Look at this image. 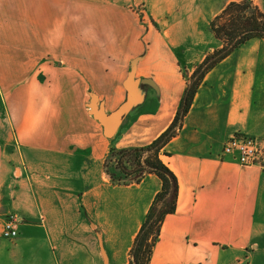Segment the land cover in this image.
I'll use <instances>...</instances> for the list:
<instances>
[{
  "label": "crops",
  "instance_id": "crops-1",
  "mask_svg": "<svg viewBox=\"0 0 264 264\" xmlns=\"http://www.w3.org/2000/svg\"><path fill=\"white\" fill-rule=\"evenodd\" d=\"M216 1L208 23L232 0ZM102 2L93 27L79 10L93 3L0 0V264H104V255L107 264H129L160 187L155 174L113 184L103 162L111 146L148 144L173 120L186 77L169 40L199 34L197 1L177 0L179 20L161 25L144 52L122 16L109 13L120 7ZM252 2L264 11V0ZM219 46L185 64L188 73ZM142 53L136 75L159 93L147 86L108 138L88 113L89 91L114 110L125 99L127 63ZM231 134L264 136V38L248 39L205 73L159 154L178 191L149 264H264V167L222 153ZM12 212L21 220L9 239L1 228Z\"/></svg>",
  "mask_w": 264,
  "mask_h": 264
},
{
  "label": "trees",
  "instance_id": "trees-1",
  "mask_svg": "<svg viewBox=\"0 0 264 264\" xmlns=\"http://www.w3.org/2000/svg\"><path fill=\"white\" fill-rule=\"evenodd\" d=\"M208 29L221 44L207 52L188 76L183 74L186 85L171 123L148 144L111 146L104 159L103 169L113 184L138 183L147 174H155L160 180L129 249V264H149L161 224L176 208L177 178L159 154L166 153L163 148L180 128L205 73L248 39L264 38V11L252 0H232L210 19Z\"/></svg>",
  "mask_w": 264,
  "mask_h": 264
},
{
  "label": "rangeland",
  "instance_id": "rangeland-1",
  "mask_svg": "<svg viewBox=\"0 0 264 264\" xmlns=\"http://www.w3.org/2000/svg\"><path fill=\"white\" fill-rule=\"evenodd\" d=\"M87 3H93L92 6L86 8H79L80 11H84L86 16H89L93 27L100 26L102 17L104 15V8L102 1H110L115 3L114 10H109V13L115 15H121L122 21L126 23L127 38L130 34H136L140 40V51L148 47L152 40L153 33L161 31V25L165 26L166 22L174 24L179 20V6L177 0H82ZM198 6V15L194 12L193 16L197 18L196 28L199 29V34H195L192 37L170 39V48L177 56V60L181 65V71L188 76V70L184 66L189 61L196 62L201 54L208 50L215 44H221L220 40L212 36L208 30V22L205 18H210L208 13L211 12V8L216 5L215 1L195 0ZM199 1V2H198ZM90 5V4H88ZM261 10V9H260ZM263 11V10H261ZM173 24V25H174ZM136 36V38H137ZM215 39V40H214ZM217 48V47H216ZM200 62V61H199ZM197 62V63H199ZM196 63V64H197ZM195 64V65H196ZM194 65V66H195ZM129 70V62L127 63V70Z\"/></svg>",
  "mask_w": 264,
  "mask_h": 264
},
{
  "label": "water",
  "instance_id": "water-1",
  "mask_svg": "<svg viewBox=\"0 0 264 264\" xmlns=\"http://www.w3.org/2000/svg\"><path fill=\"white\" fill-rule=\"evenodd\" d=\"M144 53L133 57L129 63V70L123 80V86L126 90L125 99L111 111H106L104 101L98 99V95L89 91V101L86 104L88 113L92 115L103 127V133L106 137H112L124 117L129 111L140 105L147 94V86H150L156 94L159 93V87L149 77H139L136 75L137 64L143 58ZM104 264H107L106 256H103Z\"/></svg>",
  "mask_w": 264,
  "mask_h": 264
},
{
  "label": "built area",
  "instance_id": "built-area-1",
  "mask_svg": "<svg viewBox=\"0 0 264 264\" xmlns=\"http://www.w3.org/2000/svg\"><path fill=\"white\" fill-rule=\"evenodd\" d=\"M222 153H236L242 165H259L264 167V136L250 134H231L222 144ZM17 213H8L2 222L1 235L5 238H14L20 222Z\"/></svg>",
  "mask_w": 264,
  "mask_h": 264
},
{
  "label": "flooded vegetation",
  "instance_id": "flooded-vegetation-1",
  "mask_svg": "<svg viewBox=\"0 0 264 264\" xmlns=\"http://www.w3.org/2000/svg\"><path fill=\"white\" fill-rule=\"evenodd\" d=\"M149 89V88H148Z\"/></svg>",
  "mask_w": 264,
  "mask_h": 264
}]
</instances>
